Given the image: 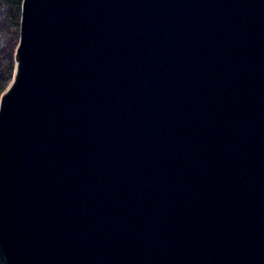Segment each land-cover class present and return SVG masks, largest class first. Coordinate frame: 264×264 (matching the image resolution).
I'll return each instance as SVG.
<instances>
[{
	"label": "water",
	"instance_id": "obj_1",
	"mask_svg": "<svg viewBox=\"0 0 264 264\" xmlns=\"http://www.w3.org/2000/svg\"><path fill=\"white\" fill-rule=\"evenodd\" d=\"M0 248L264 264V0H22Z\"/></svg>",
	"mask_w": 264,
	"mask_h": 264
},
{
	"label": "trees",
	"instance_id": "obj_2",
	"mask_svg": "<svg viewBox=\"0 0 264 264\" xmlns=\"http://www.w3.org/2000/svg\"><path fill=\"white\" fill-rule=\"evenodd\" d=\"M22 0H0V96L14 74V53L19 41ZM0 264H7L0 248Z\"/></svg>",
	"mask_w": 264,
	"mask_h": 264
}]
</instances>
